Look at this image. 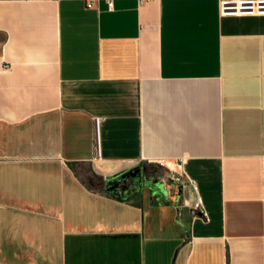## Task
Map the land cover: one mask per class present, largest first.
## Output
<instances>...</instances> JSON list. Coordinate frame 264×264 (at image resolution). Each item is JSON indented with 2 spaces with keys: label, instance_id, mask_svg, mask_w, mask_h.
<instances>
[{
  "label": "crops",
  "instance_id": "0c3cea01",
  "mask_svg": "<svg viewBox=\"0 0 264 264\" xmlns=\"http://www.w3.org/2000/svg\"><path fill=\"white\" fill-rule=\"evenodd\" d=\"M263 155L264 16L0 0V264H264Z\"/></svg>",
  "mask_w": 264,
  "mask_h": 264
},
{
  "label": "built area",
  "instance_id": "2783aa9c",
  "mask_svg": "<svg viewBox=\"0 0 264 264\" xmlns=\"http://www.w3.org/2000/svg\"><path fill=\"white\" fill-rule=\"evenodd\" d=\"M88 8H92L96 0H84ZM109 8L113 9V0H108ZM220 13L222 16H264V0H220ZM100 119H95L98 130ZM261 172L264 175V155L261 156ZM195 209L204 216L206 213L200 199L195 204Z\"/></svg>",
  "mask_w": 264,
  "mask_h": 264
},
{
  "label": "rangeland",
  "instance_id": "374dc122",
  "mask_svg": "<svg viewBox=\"0 0 264 264\" xmlns=\"http://www.w3.org/2000/svg\"><path fill=\"white\" fill-rule=\"evenodd\" d=\"M144 167L146 168V174L150 175L154 178H158V177H165L166 173L164 172L163 168L158 166V165H153V164H145ZM80 174L83 178H91L92 179V183L96 186V187H100V181L99 179L93 175V173L90 170V166L88 164H83L80 167Z\"/></svg>",
  "mask_w": 264,
  "mask_h": 264
},
{
  "label": "trees",
  "instance_id": "16d2710c",
  "mask_svg": "<svg viewBox=\"0 0 264 264\" xmlns=\"http://www.w3.org/2000/svg\"><path fill=\"white\" fill-rule=\"evenodd\" d=\"M97 178H98L99 181H100V184H99V185H103V181L101 180V178H99V177H97ZM89 184L95 186V185L92 183V179H91V178H89Z\"/></svg>",
  "mask_w": 264,
  "mask_h": 264
}]
</instances>
